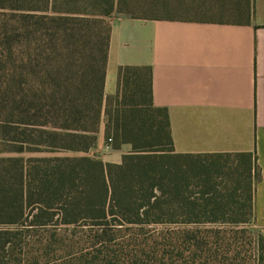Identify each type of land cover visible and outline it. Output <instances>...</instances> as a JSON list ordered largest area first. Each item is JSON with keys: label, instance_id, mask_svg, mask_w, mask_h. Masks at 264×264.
<instances>
[{"label": "trees", "instance_id": "trees-1", "mask_svg": "<svg viewBox=\"0 0 264 264\" xmlns=\"http://www.w3.org/2000/svg\"><path fill=\"white\" fill-rule=\"evenodd\" d=\"M251 0H0V264H264L251 153L175 154L149 68L104 96L111 21ZM205 8V7H204ZM105 141L120 164L89 156ZM76 153L79 155H59ZM230 159L224 161V159Z\"/></svg>", "mask_w": 264, "mask_h": 264}, {"label": "crops", "instance_id": "crops-1", "mask_svg": "<svg viewBox=\"0 0 264 264\" xmlns=\"http://www.w3.org/2000/svg\"><path fill=\"white\" fill-rule=\"evenodd\" d=\"M251 7L242 24L115 15L104 96L116 95L119 68H149L152 105L166 110L175 154H253L260 173L254 214L264 237V0ZM104 128L88 155L120 164L131 146L107 148Z\"/></svg>", "mask_w": 264, "mask_h": 264}, {"label": "rangeland", "instance_id": "rangeland-1", "mask_svg": "<svg viewBox=\"0 0 264 264\" xmlns=\"http://www.w3.org/2000/svg\"><path fill=\"white\" fill-rule=\"evenodd\" d=\"M205 7V8H204ZM207 6H203L201 9H192L193 11H180L178 14H176L174 17H180V18H196V19H222V20H230V21H240L244 20L246 16L237 14L235 12H232L231 9L227 12H221L218 8L211 7V8H206ZM164 17V16H163ZM2 146H0V149ZM59 155H67L66 154H59ZM29 154L23 153V154H15V153H0V157H23L26 158L28 157ZM73 156V155H72ZM230 159H224V161H228ZM252 230L254 233L259 234L260 229L257 227L256 223L253 224Z\"/></svg>", "mask_w": 264, "mask_h": 264}, {"label": "built area", "instance_id": "built-area-1", "mask_svg": "<svg viewBox=\"0 0 264 264\" xmlns=\"http://www.w3.org/2000/svg\"><path fill=\"white\" fill-rule=\"evenodd\" d=\"M111 143H112V140L108 139L107 142H106V147L110 148L111 147Z\"/></svg>", "mask_w": 264, "mask_h": 264}]
</instances>
